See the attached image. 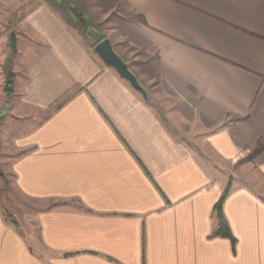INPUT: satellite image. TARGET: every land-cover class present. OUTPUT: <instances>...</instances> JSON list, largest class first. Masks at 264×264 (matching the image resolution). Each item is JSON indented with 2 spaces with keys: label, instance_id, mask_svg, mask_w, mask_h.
Masks as SVG:
<instances>
[{
  "label": "crops",
  "instance_id": "crops-1",
  "mask_svg": "<svg viewBox=\"0 0 264 264\" xmlns=\"http://www.w3.org/2000/svg\"><path fill=\"white\" fill-rule=\"evenodd\" d=\"M11 4L0 168L37 236L0 205V264H264V0H39L10 28Z\"/></svg>",
  "mask_w": 264,
  "mask_h": 264
},
{
  "label": "rangeland",
  "instance_id": "rangeland-1",
  "mask_svg": "<svg viewBox=\"0 0 264 264\" xmlns=\"http://www.w3.org/2000/svg\"><path fill=\"white\" fill-rule=\"evenodd\" d=\"M35 2H39V0H12V4H14L13 6L16 7L17 5L20 4L21 9L20 10L10 9V11L8 10L5 11L4 16L7 19V22L4 24H6L7 26H10L11 28L12 24H14L15 21L18 20L19 18H22L23 15L26 13V11H28L35 4ZM6 25L4 27H7ZM10 71L12 72L11 78L13 80L14 74L12 71V65H11ZM156 109H159V108H156ZM164 122L168 124L165 119H164ZM3 125L4 123L0 124V137L2 135V128L4 127ZM170 128L172 129V127ZM171 133H173V135L177 137L176 133L172 132V130H171ZM3 172H4L3 169L0 168V173H2L3 179H4V184L2 188L0 189V205L2 209L5 211L6 218L10 222L15 221L18 226H20L19 224V221H20L22 224L25 225L24 230L26 232L28 231L29 232L28 234L31 237L35 238L37 236V229H36L35 224L34 223L32 224V219L29 218V209H31V205L27 201H24L22 198L19 197L18 193L15 191L13 187V184H12L13 181H12V177L10 176V174H6Z\"/></svg>",
  "mask_w": 264,
  "mask_h": 264
},
{
  "label": "trees",
  "instance_id": "trees-1",
  "mask_svg": "<svg viewBox=\"0 0 264 264\" xmlns=\"http://www.w3.org/2000/svg\"><path fill=\"white\" fill-rule=\"evenodd\" d=\"M7 47L9 50V57L6 59L5 64L3 66V73L5 76V84H4V92L7 96V98H10L13 94V90H12V72L10 71L11 69V63H12V58L13 56L16 54V47H15V36L14 34H11L9 36L8 39V43H7ZM261 151V146H259L250 157H248L246 159V161L251 160L255 155H257L259 152ZM1 179L4 181L3 179V175L0 174ZM228 189H226V191L223 193L222 197L220 198L219 202L216 204V206L214 207V214L216 216L217 219V230L215 231V235L216 236H221V237H228L231 238L230 232L228 230L226 221L222 215L221 212V207H222V203L226 197ZM12 221V220H11ZM12 225L16 228H18V225L16 224L15 221L11 222Z\"/></svg>",
  "mask_w": 264,
  "mask_h": 264
},
{
  "label": "water",
  "instance_id": "water-1",
  "mask_svg": "<svg viewBox=\"0 0 264 264\" xmlns=\"http://www.w3.org/2000/svg\"><path fill=\"white\" fill-rule=\"evenodd\" d=\"M94 52L99 59L107 66L112 68L116 74L126 81L133 90L138 92L146 102H149L148 96L144 89L139 85L136 78L129 71L124 62L113 52L108 40H102L94 47Z\"/></svg>",
  "mask_w": 264,
  "mask_h": 264
}]
</instances>
